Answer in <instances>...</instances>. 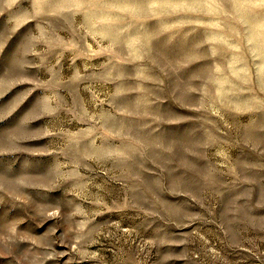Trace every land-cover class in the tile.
Listing matches in <instances>:
<instances>
[{"label":"rangeland","instance_id":"1","mask_svg":"<svg viewBox=\"0 0 264 264\" xmlns=\"http://www.w3.org/2000/svg\"><path fill=\"white\" fill-rule=\"evenodd\" d=\"M0 264H264V0H0Z\"/></svg>","mask_w":264,"mask_h":264}]
</instances>
